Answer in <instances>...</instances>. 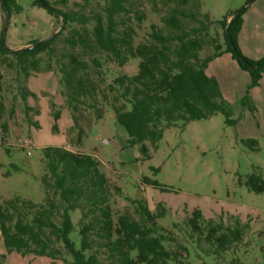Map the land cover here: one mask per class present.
I'll list each match as a JSON object with an SVG mask.
<instances>
[{
    "label": "trees",
    "instance_id": "trees-1",
    "mask_svg": "<svg viewBox=\"0 0 264 264\" xmlns=\"http://www.w3.org/2000/svg\"><path fill=\"white\" fill-rule=\"evenodd\" d=\"M0 1L9 14L21 12L20 0ZM43 1L45 6L40 0H33L34 6L61 19L64 29L69 28L64 46H57L60 32L47 40L34 41L19 51H9L5 41L0 40V54H11L18 72L26 79L42 71L41 55L47 54L50 61H55L61 76L58 82L61 95L74 120L77 121L76 114L82 111H90L102 119L109 107L115 113L117 124L128 134L129 144L140 145L145 159L152 157L148 143L157 149L165 130L178 123L186 126L223 114L227 125L237 124L234 107L224 97L220 82L207 72L214 60L231 54L240 70L249 76L244 102L264 77V58L246 57L238 44L245 10L221 21L225 29L224 49L217 40L210 38L213 21L208 15L201 18L199 0H195L193 6L190 0H162L171 5L163 18L167 32L152 25L148 41L135 47L137 28L133 19L141 23L145 15L132 12L129 0H106L101 12L89 14L61 10L48 0ZM190 5L192 8L188 10ZM229 17H232L230 22ZM186 22L195 25L186 26ZM76 24L80 28L73 26ZM211 46L214 52L202 56ZM104 55L120 67L137 59L139 71L134 76H118L104 89L99 81L103 67L101 56ZM53 70L48 64L46 72ZM2 92L0 72V117L5 110ZM22 96L28 101L35 94L23 87ZM60 115V112L55 113V119ZM245 143L256 151L259 149L256 140ZM43 156L45 203L37 205L15 197L0 204V236L7 254L57 260L66 252L71 257L68 264H170L178 261V253L165 245L174 242V238L157 222L167 214L162 204L159 205L161 210L154 213L144 200L133 201L134 212L126 210L116 221L111 207L112 186L93 155L49 145L43 148ZM143 183L161 192L170 191L149 178H144ZM244 185L250 191L264 193V180L258 171ZM76 211L81 212L77 225L79 244L72 238L76 231L72 214ZM187 226L199 242L207 230L206 242L219 253L239 242L247 228L231 229L223 222L215 223L206 219L199 209L192 212Z\"/></svg>",
    "mask_w": 264,
    "mask_h": 264
},
{
    "label": "rangeland",
    "instance_id": "rangeland-1",
    "mask_svg": "<svg viewBox=\"0 0 264 264\" xmlns=\"http://www.w3.org/2000/svg\"><path fill=\"white\" fill-rule=\"evenodd\" d=\"M48 1L58 9L85 11L87 14L101 12L107 3L106 0ZM190 1L192 4L195 0ZM129 2L132 12L145 15L141 23L133 19L137 28L135 47L148 41L152 25L167 32L163 18L168 15L171 5L162 0ZM199 2L201 18L208 15L213 21L210 38L217 40L224 49L225 29L221 21L245 10L243 29L238 36L239 47L251 56L264 58V0ZM18 3L21 12L9 14L0 1V40L5 41L9 51L25 49L34 41L47 40L60 32L62 35L57 46H64L69 28L64 29L61 19L35 7L33 0H20ZM231 20L229 17L228 22ZM193 25L186 22V26ZM73 26L80 28L77 24ZM213 49V46L209 47L202 56L213 53ZM41 57L42 71L26 79L23 73L18 72L11 54H0L1 96L5 108L0 117V204L15 197L37 205L44 204L46 192L42 179L46 168L43 148L63 144L73 152L93 155L99 161V169L109 179L114 192L111 207L116 221L126 210L134 212L133 201L136 200H144L154 213L161 210L160 204L166 208V216L157 222L175 240L165 243L169 250L178 253V261L170 264H264V193H255L244 185L255 171L264 180L263 79L261 86L250 91L245 102L243 98L248 86L243 87L241 78L236 83L239 95L233 93L230 81H221L222 91L234 99L229 102L235 110L236 125H227L223 114L186 126L178 123L165 130L157 149L148 143L152 157L145 159L140 145L129 144L128 134L117 124L115 113L109 107L102 119L90 111H82L76 114L75 121L65 97L61 95L62 88L58 83L61 76L55 61H50L47 54ZM101 61L103 67L99 81L104 89L118 76H134L139 71L137 59L129 60L123 67L108 61L105 55L101 56ZM48 64L54 67L53 71L46 72ZM211 71L217 72L214 67ZM23 87L33 92L35 97L25 101ZM244 89L245 94L241 93ZM57 112L61 115L55 119ZM250 139L258 142L257 151L245 143ZM144 178L170 191L161 192L148 187L143 183ZM196 209L201 210L206 219L223 222L231 229L247 226L242 239L224 253L217 252L216 247L206 242L207 230L199 242L187 226ZM72 218L76 224L72 238L79 244L77 225L81 212H74ZM70 261L71 257L66 252L57 260L7 254L0 236V264H68Z\"/></svg>",
    "mask_w": 264,
    "mask_h": 264
},
{
    "label": "crops",
    "instance_id": "crops-1",
    "mask_svg": "<svg viewBox=\"0 0 264 264\" xmlns=\"http://www.w3.org/2000/svg\"><path fill=\"white\" fill-rule=\"evenodd\" d=\"M239 42H240V40H239ZM243 54L246 57L250 58V59L252 58V60H258V59H260V58L255 57V56H251L250 53H245V51H243ZM213 67H214V69L216 68V70H217L216 73H212L211 69ZM207 72H208V74L210 76H213V77L217 78L218 81L220 82V84H221V81L222 80H224L226 82L227 81L228 82L230 81L232 83V87H233V91H234L233 93L235 95H239V92L236 91V88H237V84L236 83L239 81L238 79H240V78L242 79L241 83H242V85H243L244 88H246V86H248L250 84V78H249V76L246 73H244V72H242L240 70V68L238 67L237 63L233 60V58H232V56L230 54H224L221 57H219L216 60H214L209 65ZM263 82H264V77H263L262 83ZM245 92H246L245 89H244V91L241 90V93H244L245 94ZM223 93H224L225 98L228 99V101L229 100L231 102L234 101V99H232L231 97H229V95H227V92L226 93L223 92ZM235 97L236 96H234V98ZM61 146H64V145L62 144ZM65 148H67V147H65Z\"/></svg>",
    "mask_w": 264,
    "mask_h": 264
},
{
    "label": "water",
    "instance_id": "water-1",
    "mask_svg": "<svg viewBox=\"0 0 264 264\" xmlns=\"http://www.w3.org/2000/svg\"><path fill=\"white\" fill-rule=\"evenodd\" d=\"M3 2H4V0H2ZM40 2H41V4L43 5V6H45V2L43 1V0H40ZM37 45H39V44H37Z\"/></svg>",
    "mask_w": 264,
    "mask_h": 264
}]
</instances>
